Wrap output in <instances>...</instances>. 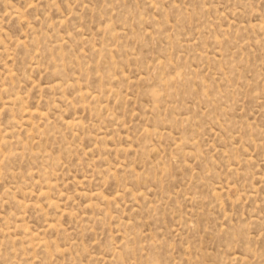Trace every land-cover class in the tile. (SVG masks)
<instances>
[{
    "label": "rangeland",
    "instance_id": "obj_1",
    "mask_svg": "<svg viewBox=\"0 0 264 264\" xmlns=\"http://www.w3.org/2000/svg\"><path fill=\"white\" fill-rule=\"evenodd\" d=\"M0 264H264V0H0Z\"/></svg>",
    "mask_w": 264,
    "mask_h": 264
}]
</instances>
